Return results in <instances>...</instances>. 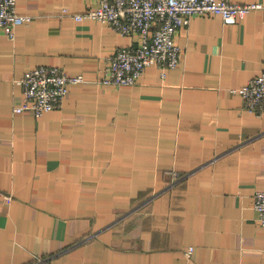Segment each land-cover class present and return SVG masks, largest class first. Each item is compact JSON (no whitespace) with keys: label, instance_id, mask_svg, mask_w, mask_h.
<instances>
[{"label":"crops","instance_id":"crops-1","mask_svg":"<svg viewBox=\"0 0 264 264\" xmlns=\"http://www.w3.org/2000/svg\"><path fill=\"white\" fill-rule=\"evenodd\" d=\"M234 2L261 7L192 16L178 67L115 86L104 64L139 37L73 18L98 0H16L31 20L0 30V264H264V115L232 92L264 71V0ZM37 66L83 80L15 114Z\"/></svg>","mask_w":264,"mask_h":264},{"label":"built area","instance_id":"built-area-1","mask_svg":"<svg viewBox=\"0 0 264 264\" xmlns=\"http://www.w3.org/2000/svg\"><path fill=\"white\" fill-rule=\"evenodd\" d=\"M260 7L234 0H98L96 7L74 14L73 18L101 22L121 35L139 37L137 46L118 48L107 58L99 80L103 85L132 86L149 66L161 68L162 76L165 70L179 66L181 50L175 37L192 16L218 15L229 23ZM30 20V16L17 13L16 0H0V30L5 35L13 38L15 27ZM82 80L81 75L71 76L54 66L30 69L16 81L22 102L13 112H32L40 117L60 106L69 86ZM232 92L241 98L248 112L264 115V71ZM252 207L258 213V223L264 227V191L254 194ZM192 251L188 248L186 256Z\"/></svg>","mask_w":264,"mask_h":264}]
</instances>
